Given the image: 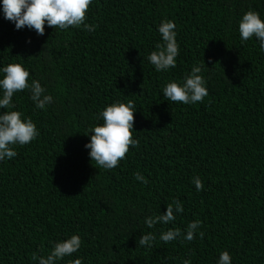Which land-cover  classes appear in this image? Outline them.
Returning a JSON list of instances; mask_svg holds the SVG:
<instances>
[{"label": "trees", "instance_id": "16d2710c", "mask_svg": "<svg viewBox=\"0 0 264 264\" xmlns=\"http://www.w3.org/2000/svg\"><path fill=\"white\" fill-rule=\"evenodd\" d=\"M248 10L264 19V0H92L86 23L94 32L45 24L43 36L0 13V66L22 63L29 82L54 97L46 110L27 90L13 97V110L40 135L0 162V264H36L33 253L72 234L82 246L60 264H216L222 251L232 264H264V53L254 38L240 41ZM164 19L176 24L180 55L175 68L157 72L147 55ZM198 64L208 96L193 105L165 100L162 86ZM117 100L134 102L139 144L104 170L91 161L85 133ZM173 200L184 206L174 225L148 229L144 218ZM196 219L191 242L159 240L161 230ZM153 231V247H140Z\"/></svg>", "mask_w": 264, "mask_h": 264}, {"label": "clouds", "instance_id": "9594fccd", "mask_svg": "<svg viewBox=\"0 0 264 264\" xmlns=\"http://www.w3.org/2000/svg\"><path fill=\"white\" fill-rule=\"evenodd\" d=\"M92 0H0V13L4 19L14 23L17 30L27 27L34 30L37 35L45 34V24L56 30L67 31L70 28H83L94 32L96 25L86 23L87 12ZM176 24L173 20L164 19L157 25L161 37L155 50L147 55L148 62L157 72H167L177 66V57L180 55V46L177 41ZM238 33L242 43L255 39L259 50L264 53V19L253 10L244 12L238 21ZM30 43V41H29ZM205 65H194L186 72L180 81L171 80L162 86V94L168 102L193 105L202 102L208 96L207 83L202 75ZM29 70L18 62L0 66V162L12 160L17 156L15 148L25 146L35 140L40 132L31 118L25 117L22 112L13 110L15 104L13 97L16 93L27 90L28 99L35 109L46 110L54 102L53 95L49 94L39 80L31 79ZM6 111H2L5 110ZM136 106L132 100H117L100 110L95 119L102 123L93 124L85 135H90L85 148L91 161L104 170L116 168L125 158L130 146L135 148L139 141L133 138L134 113ZM135 179L142 184L148 181L141 173L135 174ZM192 183L196 191L203 190L199 176H194ZM174 205V206H173ZM184 212L183 203L173 200L167 206L165 213L152 214L144 218L143 223L148 229L156 225H170L175 223L177 215ZM202 222L196 219L189 222L181 230L170 227L161 230L159 240L164 243L172 241L191 242L195 238L197 229ZM202 238L204 233H199ZM157 239L155 231L148 232L139 239V246L153 247ZM82 246L78 234L66 236L51 244L46 254H32L36 264H60L65 257H72L78 253ZM182 264H191V259H183ZM68 264H83L81 257L69 259ZM216 264H232L228 251L219 253Z\"/></svg>", "mask_w": 264, "mask_h": 264}]
</instances>
